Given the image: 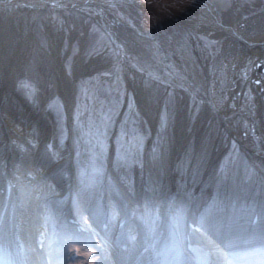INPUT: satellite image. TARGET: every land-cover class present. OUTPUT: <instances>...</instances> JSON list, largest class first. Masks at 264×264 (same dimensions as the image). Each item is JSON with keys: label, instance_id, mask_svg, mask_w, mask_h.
<instances>
[{"label": "rangeland", "instance_id": "obj_1", "mask_svg": "<svg viewBox=\"0 0 264 264\" xmlns=\"http://www.w3.org/2000/svg\"><path fill=\"white\" fill-rule=\"evenodd\" d=\"M209 1L225 20L233 22L232 27L238 32L249 38L264 34V0ZM57 2L15 0L0 7L3 23L15 18L17 13L26 16L27 25L22 30H29L24 31V38L30 33L29 42L24 59L13 75L15 91L10 93L11 107H18L26 118L36 122L28 124L15 115L17 123L39 126L42 138L49 137L41 145L44 155L50 157L48 164L57 162L60 154L70 149L68 152L76 158L75 172L84 189L95 191L94 185L102 174L113 175L133 189L132 179L139 177L149 155L172 156L165 145L166 141L174 142L177 110L182 106L189 116L188 126L196 121L204 101L197 99L193 92L202 87L220 93V107L237 105L247 110L231 116V122L235 117V134L225 129L220 132L222 125H219V129L213 130L215 136H209L221 139L227 146L218 161L219 177L229 174L232 178L233 162L236 164L240 157L244 160L240 139L253 143L246 136L251 134L253 138L256 130L246 129L247 119L253 122L251 117L255 118L261 131L264 127V96H261L262 87L257 86L261 80L251 77L264 76V55H260L264 54V43L250 48L246 40L222 34V27L210 17L181 12L172 7L171 1L163 2L167 7L161 8L160 1L152 0ZM196 47L208 51L213 68L201 66L193 50ZM250 50L257 52L261 59L251 63ZM179 57L185 63L181 67L185 71L178 77L169 60L175 62ZM227 57L234 62L237 59L235 63L243 61L239 71L234 68L237 64L231 63V69L226 68ZM177 66H180L178 61ZM210 73L216 77L214 83ZM177 78L190 81L195 89L189 92L184 85H178ZM186 90L189 96L185 98ZM255 105L263 108L252 110ZM36 106L48 117L45 124L26 110ZM3 113L12 115L10 109ZM2 127L6 129L0 123ZM257 148L262 154L259 161L262 165L254 164L264 169V147ZM251 167L246 175L254 174L255 169ZM59 169L67 177V170ZM255 255L257 252L242 256V261ZM230 263V259L224 260V264Z\"/></svg>", "mask_w": 264, "mask_h": 264}, {"label": "bare ground", "instance_id": "obj_2", "mask_svg": "<svg viewBox=\"0 0 264 264\" xmlns=\"http://www.w3.org/2000/svg\"><path fill=\"white\" fill-rule=\"evenodd\" d=\"M13 1L15 0H0V7H3ZM20 1L40 3L45 0ZM50 1H58L57 3L65 4L70 3L72 0ZM152 1H160V3L158 4L159 8L163 6L167 7V3L163 2L171 1V5L173 8H176L181 12L182 10H185V12H191L192 14L194 13V17H196L197 14L200 13L204 14L207 17H210L211 20H214V22L218 26L222 27V32H224L222 34H232L237 38L244 39L247 42L246 45L250 48L255 44L264 43V34L249 38L244 33L238 32V29L235 30L234 27H232L233 22H228L227 20H225L222 13H219V11H217L216 8L208 2V0ZM170 6H168L169 9ZM238 8L241 10L240 7ZM179 21L181 22V19ZM12 24L16 25L18 29H12ZM24 24L27 25L26 16L24 14L22 15L21 13H17L16 17L10 19L8 23H3L2 21H0V89L2 88V91H0V123L6 126V129H4L3 127L0 128V246L5 247L9 253H14L20 244H23L25 246V250H27L29 244L35 243L34 233L36 232L37 222H40L39 220H41V218L37 217V214L38 212H41V205L48 206L47 204L49 200H52L55 203H64V196L59 194L63 191L64 182L67 183L68 180L66 181V177L64 176V178L63 175L60 174L61 170L59 169V167L65 168L67 171L70 170V175L72 176V182L74 184L73 186H75L74 194L70 202L72 213L76 215L77 205L87 207L89 209L88 213L95 211V208H93L92 206H88V203L89 200L90 203H92V201L94 200L96 190L91 191V189L88 188L84 189V185L82 184L83 182H79L80 177L77 176L75 172L76 167L74 166V163H76V158H73L71 156V151L70 153L68 152L70 149H66L65 154H60L61 159H57V162L51 165L48 164L50 157L44 155L41 145L42 142H46L47 140H49V137H46L44 139L42 138V129L39 126H22L14 119L16 115V117L24 119L25 122L28 121V124L36 123L35 121L33 122V119L26 118L24 112L18 111V107H11L13 104L11 103L10 93L11 91H15V86L12 80L13 75L16 69L19 67V63H22L24 59L26 48L28 47L29 42L30 33L26 38H24V35H26L25 32H29V30H22L24 28ZM197 25L199 24H196L195 26ZM13 33H16L14 37ZM18 38L20 39L18 40ZM193 50L196 54L197 59H199L201 66H204L205 68L209 67L210 58L208 56L209 54L207 53L208 51H203L198 47L193 48ZM250 51L252 53L251 63L255 60H260L261 57L259 56L264 55H257V52H252L253 50ZM177 61L180 65L179 67L177 66ZM235 62L232 61L231 58L227 59L225 63L226 68L231 69V63L232 65L237 64V67L234 68L239 71L240 66L243 65V61L238 60L237 63ZM183 64L185 65L181 57L175 60V62L171 59L169 60V65L173 67L174 73H176V76L178 77L180 75V72L185 71L184 68H181ZM236 74L237 73L234 72V75ZM211 75L213 76V74ZM251 77L253 79L258 78L259 80H261V84H258L257 86L262 87L261 96L263 97L264 76L254 74L251 75ZM215 78L216 77L213 76V81L211 79L212 83H214ZM176 81L178 85H184V87L189 92H191V89L194 88L192 84H189L190 81H185L181 78H177ZM187 90L186 94H184L185 98L189 96ZM193 93H196L195 97L197 99L204 101L203 110L199 113L196 121L190 126H188L189 121L187 119L189 118V116L185 114L182 106L177 110L174 124V142L170 143V141H166L167 144L165 145L171 151L172 156H166V153L155 157L149 155L143 169L147 182H149L152 186H161L162 188L163 185L165 186L172 183L177 187L190 186L203 188L204 184L206 183L207 176L210 174L211 168L216 165V163L219 161V158H221L227 148V146L221 142V139L210 138V134H212V136H215L213 130L219 129V125H222L219 129L220 132L222 131V129H225L227 130V133H231V135L235 134L233 130L235 117L232 119V122L231 118L235 116L236 112L244 111L247 113V110H244L241 106L237 105L234 108L228 107L226 109H224L225 107H220L218 101L222 99V96L214 89L206 90L204 88L202 89V87H199V90H195ZM6 95L9 96L6 97ZM140 98L143 99V97ZM38 99L41 100V98ZM142 103L144 104V102ZM184 103L185 100L182 105H184ZM255 106H252V110L254 109L255 111H259L261 110V108H263L261 105L256 107ZM9 109L11 110L12 115L3 113L5 110ZM40 109L41 107L37 109L36 106L34 108L26 110L30 113H33L38 121H41L43 117H45L48 121V117H46L45 113L41 112ZM251 118L254 120L253 122H249V120L247 119L246 129L252 127L256 131L253 138V135L251 136V134L246 137L252 140L253 143L252 145H250L245 140L240 139V142L242 143V150H244L243 158L245 161L242 160L241 157L237 159L238 163L236 162V167L232 170L234 171V174L231 178V182L233 183V186H231V188L233 189H229L232 190L233 193L235 192L237 195L238 204L236 212L238 215H234L231 217L226 206H219L220 208L217 211L211 210L212 212L209 213L213 218L226 224V227L222 230V232L225 230L229 231L232 229H237L239 227V221H241L240 218L242 217V214L246 208L245 198L247 195H251L253 193L248 189H240L237 184L239 180L244 179L248 183L251 182L249 186H251L252 183H256V186L259 187V189L264 188V178L259 179L256 182V179L253 178V175H246L249 174L250 171L249 165L252 166L251 168L253 169L257 168L254 162L259 163V161L262 160V154L258 153L260 150L257 147H264V127L261 131V126L257 125L255 118ZM259 123L261 124V122ZM46 126L49 127V122ZM39 129L41 131H39ZM40 139H42L41 142L39 141ZM32 140L35 141L32 142ZM37 165H40V167ZM258 168L262 169L261 167ZM262 170L264 171V169ZM242 173H244L246 176H241L240 174ZM111 177L113 178L115 176L112 175ZM45 178H47V180ZM221 179L222 177L218 178L219 181H221ZM51 181L55 185L52 184ZM7 182H9V185H7ZM44 182H46L47 184H44ZM227 182H229V180ZM215 184L217 186L218 181L215 182ZM127 189H130V193H132V191L134 190V188L131 189V187H127ZM133 192L135 195L137 194L136 190H134ZM52 193H56L58 194V196L56 198H50V195ZM160 193H163L162 190ZM257 195H260V193H257ZM38 200H41L40 204L38 203ZM179 202L182 203L181 201ZM59 206L60 204H55L56 208H58ZM113 208V211L115 212L116 207H114V205ZM151 208L152 211H150ZM179 208H182V206L179 205ZM147 210L149 222L152 226V229L153 231H157L156 237L161 251L171 247L172 244L178 245V243L174 241V238H164L160 232L162 231L165 220L167 219L166 215H164L165 199L163 198V196H161L157 201L151 202ZM42 212H44V214L42 215V222L45 223L46 220L49 222L50 231L53 227L57 232H62L65 229V224H61L59 225V227L54 226V215L52 213V210H50L49 208H44ZM88 213L86 214L88 215ZM227 225H230V227ZM214 242L216 244V247L212 249L211 264H223L226 258L231 260L230 264H257V261L264 257V249H255V252H257L258 254L257 256L255 255L250 260L242 261V256L241 254H239V252L230 253L228 250L222 249L217 239H215ZM253 249L254 248H251L250 250ZM237 261L239 262L236 263ZM26 264H38V262L29 261L26 262Z\"/></svg>", "mask_w": 264, "mask_h": 264}, {"label": "clouds", "instance_id": "obj_3", "mask_svg": "<svg viewBox=\"0 0 264 264\" xmlns=\"http://www.w3.org/2000/svg\"><path fill=\"white\" fill-rule=\"evenodd\" d=\"M88 212L87 207L78 205L74 227L62 232H57L54 227L50 231L46 220L37 226L35 243L29 244L27 250L20 244L14 253H9L5 247L0 246V264H26L29 261L38 264H114L110 253L113 247L110 232L115 212L105 221L98 219L94 213L87 215ZM135 241L136 236L130 231L127 243L118 244L122 253L121 260H131L132 264H138L141 260L148 264H158L162 259L171 264L181 258L157 252L154 243H149L147 239L141 245L142 250H138Z\"/></svg>", "mask_w": 264, "mask_h": 264}, {"label": "snow or ice", "instance_id": "obj_4", "mask_svg": "<svg viewBox=\"0 0 264 264\" xmlns=\"http://www.w3.org/2000/svg\"><path fill=\"white\" fill-rule=\"evenodd\" d=\"M192 223L198 226L190 230L189 248L193 240L202 243L204 247L209 249L208 259H211L212 249L216 247L214 241L219 237L222 230L226 227V224L213 218L209 213L201 215L198 219L193 218ZM227 226L230 227V225ZM73 227L74 225L72 228ZM247 228L251 232L264 238V213H260L255 219L249 218L247 221Z\"/></svg>", "mask_w": 264, "mask_h": 264}, {"label": "water", "instance_id": "obj_5", "mask_svg": "<svg viewBox=\"0 0 264 264\" xmlns=\"http://www.w3.org/2000/svg\"><path fill=\"white\" fill-rule=\"evenodd\" d=\"M106 3H108V1Z\"/></svg>", "mask_w": 264, "mask_h": 264}]
</instances>
